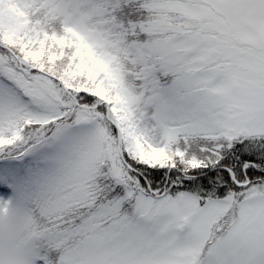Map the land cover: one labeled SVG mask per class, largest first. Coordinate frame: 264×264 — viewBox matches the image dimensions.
Wrapping results in <instances>:
<instances>
[{
	"label": "snow or ice",
	"instance_id": "1",
	"mask_svg": "<svg viewBox=\"0 0 264 264\" xmlns=\"http://www.w3.org/2000/svg\"><path fill=\"white\" fill-rule=\"evenodd\" d=\"M0 264H264V0H0Z\"/></svg>",
	"mask_w": 264,
	"mask_h": 264
}]
</instances>
